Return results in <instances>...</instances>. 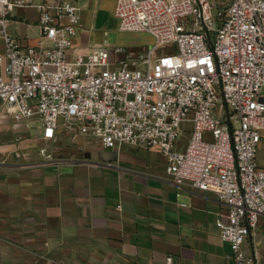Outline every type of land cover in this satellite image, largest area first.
<instances>
[{
	"label": "built area",
	"instance_id": "2783aa9c",
	"mask_svg": "<svg viewBox=\"0 0 264 264\" xmlns=\"http://www.w3.org/2000/svg\"><path fill=\"white\" fill-rule=\"evenodd\" d=\"M114 13L120 30L152 34V47L79 45L73 0H0V121L35 119L46 141L64 121L107 147H157L175 186L225 205L226 257L260 264L243 245L264 217V0H116Z\"/></svg>",
	"mask_w": 264,
	"mask_h": 264
},
{
	"label": "crops",
	"instance_id": "0c3cea01",
	"mask_svg": "<svg viewBox=\"0 0 264 264\" xmlns=\"http://www.w3.org/2000/svg\"><path fill=\"white\" fill-rule=\"evenodd\" d=\"M73 1L87 46L103 1L114 11L116 0ZM41 132L35 119L0 121V264H234L216 224L225 205L175 186L157 147H107L64 121L52 140ZM243 249L264 264V217Z\"/></svg>",
	"mask_w": 264,
	"mask_h": 264
},
{
	"label": "rangeland",
	"instance_id": "374dc122",
	"mask_svg": "<svg viewBox=\"0 0 264 264\" xmlns=\"http://www.w3.org/2000/svg\"><path fill=\"white\" fill-rule=\"evenodd\" d=\"M214 3H219L220 0H211ZM102 9L99 13V17L94 22V27H92V39L89 44L93 43H107L108 45L120 46L126 48L129 52L137 55L140 52L145 53L155 42V38L152 34L146 31H124L119 29V19L115 15L114 11L108 5L106 1H103ZM218 13V8H214V14ZM15 24L12 22L10 25V31L16 33V31L21 34H28L32 39L38 36V28L27 27L26 25H20L18 23L17 30L15 29ZM107 32V33H105ZM78 37V36H77ZM78 43V41H77ZM79 44V43H78ZM82 45V44H79ZM84 46V45H82ZM160 52V50H158ZM264 95V88L262 90ZM188 126V123H185ZM189 137L188 132H183L178 138L179 146L183 147L186 145ZM109 261H105V264H113L112 258H108ZM117 264H124L118 262ZM132 264V263H130Z\"/></svg>",
	"mask_w": 264,
	"mask_h": 264
}]
</instances>
